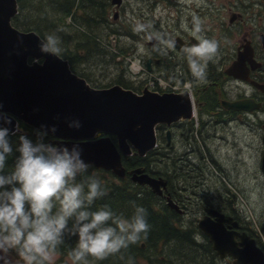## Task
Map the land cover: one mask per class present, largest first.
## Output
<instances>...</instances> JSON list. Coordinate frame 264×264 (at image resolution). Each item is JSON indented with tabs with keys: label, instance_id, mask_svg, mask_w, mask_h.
<instances>
[{
	"label": "flooded vegetation",
	"instance_id": "1",
	"mask_svg": "<svg viewBox=\"0 0 264 264\" xmlns=\"http://www.w3.org/2000/svg\"><path fill=\"white\" fill-rule=\"evenodd\" d=\"M105 1L108 19L104 37L109 41L110 30L119 20L125 0L119 9L111 5V0ZM159 2L171 4L170 24L149 17L148 13L142 14L141 22H150L151 31L165 33L166 38L176 42V48L161 54L155 50L154 41H147L146 33L132 37L138 42L133 53L141 63L139 94L148 91L175 95L189 104L188 116H180L170 125L157 124L155 147L143 156L131 149L129 155L122 157L144 158L153 150L169 152L171 177L152 176L139 167L150 177L166 181V190L158 198L166 205L169 196L178 206L180 213L175 212L181 219L194 212L197 216L192 222L196 226L208 215L207 209L217 210L225 219L236 223V228L232 223H224V227L237 234V242L241 236H247L264 254V0H150L145 7L150 12ZM115 11L118 12L116 20ZM193 14L202 20V35L219 43L218 56L209 62L204 81L194 80L182 53L184 47L199 42L190 31ZM185 22L189 30H185ZM65 47L79 55L75 45ZM105 53L109 60L106 68L110 69V52ZM61 59L90 88L107 89L93 84V74L82 70L90 59L81 64L74 59L71 62ZM106 74L109 72L103 69L100 76ZM189 81H193L191 89L185 87ZM115 85L120 86V82L116 80L110 87ZM175 143L181 146L182 153L174 147ZM212 148L217 149L218 156ZM135 169H125V176L117 178L130 180V172ZM210 169L217 170L213 178L218 184L213 193L209 184ZM212 194L213 201L209 198ZM11 250L6 257L9 264H12L8 258ZM0 264L4 261L0 260Z\"/></svg>",
	"mask_w": 264,
	"mask_h": 264
},
{
	"label": "water",
	"instance_id": "2",
	"mask_svg": "<svg viewBox=\"0 0 264 264\" xmlns=\"http://www.w3.org/2000/svg\"><path fill=\"white\" fill-rule=\"evenodd\" d=\"M122 1L110 3L119 9ZM16 15V0H0V112L12 118V125L6 126L13 131L16 132L18 122L35 131L41 125L55 126L57 131L49 133L53 139L48 143L69 148L78 144L86 163L123 178L122 155H129L133 149L143 156L155 147L157 124L170 125L180 116H188L189 104L175 95L148 91L137 95L118 85L102 90L90 88L70 72L61 58L39 52L42 39L35 32L14 28L11 20ZM113 17L118 18L117 11ZM37 58L42 64H27L28 59ZM73 120L81 123L78 130L68 127V122ZM99 133L106 136L97 137ZM130 175L132 183L148 187L158 197L163 196L164 179L152 178L141 168L131 171ZM166 205L180 213L169 196ZM206 212L208 215L198 221L197 228L208 238L220 260L231 258V264H264V254L252 239L241 236L237 242V234L224 227V223H232L236 228L235 222L225 219L217 210Z\"/></svg>",
	"mask_w": 264,
	"mask_h": 264
},
{
	"label": "clouds",
	"instance_id": "3",
	"mask_svg": "<svg viewBox=\"0 0 264 264\" xmlns=\"http://www.w3.org/2000/svg\"><path fill=\"white\" fill-rule=\"evenodd\" d=\"M183 26L189 30L186 22ZM152 27L150 22L138 21L133 31L146 33L147 41H154L155 50L161 54L176 48L174 40L166 38L165 33L151 31ZM190 31L199 42L184 47L182 53L194 80L204 81L209 62L218 56L219 43L202 35V20L195 14ZM60 44L59 37L50 34L38 50L42 55L60 58ZM33 62L40 61L37 58ZM192 82L185 87L191 89ZM12 122L8 114L0 112V260L4 264H9L6 257L11 249L18 251L24 264H45L51 261L66 233L78 236L76 247L69 253L73 264H89V257L105 260L147 237L150 225L143 207L136 206L131 218L117 216L107 206L90 210L107 194L106 189L97 178L85 175L90 165L82 158L78 144L69 148L46 142L49 133L57 131L55 126L41 125L35 140L20 135L14 169L2 174L7 157L13 153L8 137L15 131L6 126ZM81 126L78 120L68 122L72 129ZM78 177L83 179L78 181Z\"/></svg>",
	"mask_w": 264,
	"mask_h": 264
},
{
	"label": "trees",
	"instance_id": "4",
	"mask_svg": "<svg viewBox=\"0 0 264 264\" xmlns=\"http://www.w3.org/2000/svg\"><path fill=\"white\" fill-rule=\"evenodd\" d=\"M106 3L105 0H16L18 14L11 20V25L22 32H35L42 40L47 35L55 34L61 41V58L70 62L74 59L81 64L92 57L106 60V47L102 46L109 45V41L104 37L108 19ZM67 21L70 23L66 24ZM76 26L78 28H75ZM113 28L110 30V38H134L130 30ZM65 45H75V52L79 55L70 53ZM120 86L131 89V86L124 83H120ZM34 134L35 130L21 122L18 123V131L8 137L13 153L7 157L2 174L7 175L14 169L19 136L26 135L35 140ZM103 136L106 134H98V137ZM110 138L116 143L114 136L110 135ZM52 139L46 137V142ZM169 156V152L159 153L153 150L144 158L122 157L121 161L126 171L142 167L152 176L169 178L172 172ZM85 175L97 178L107 192L104 197L94 202L91 211L107 206L117 216L131 218L135 207L139 206L147 210L146 219L150 225L146 238L142 237L137 243L110 255L105 260L97 261L89 257V264H220V259L212 250L208 238L197 226L193 222H184L149 188L134 184L128 178L118 179L113 173L93 166L89 167ZM82 179L83 177H78V181ZM77 242L78 236L66 233L63 243L58 245L54 253L59 258L54 263L46 261L45 264H73L69 253L76 247ZM11 252L20 257L16 249Z\"/></svg>",
	"mask_w": 264,
	"mask_h": 264
},
{
	"label": "rangeland",
	"instance_id": "5",
	"mask_svg": "<svg viewBox=\"0 0 264 264\" xmlns=\"http://www.w3.org/2000/svg\"><path fill=\"white\" fill-rule=\"evenodd\" d=\"M150 0H125L123 7L120 9V18L117 22H115L116 27L113 25V29H121V30H130L132 31L131 34L134 37H137L139 34L133 31V28L135 24L139 21L141 22L143 20L142 14L148 13V16H153L158 21L167 22L170 24V16H171V4L166 2H159L156 3L153 8L150 9V12H148L147 6H149ZM170 1V0H167ZM145 5H147L145 7ZM70 22L67 21L66 24H69ZM117 45V46H116ZM103 47H106V44H102ZM138 47V42L135 39L127 38L121 36L120 38L111 37L109 40V46L108 48H105L106 51L110 52V69H107L109 65H107L108 61L107 59L104 60L100 57H92L88 63H86L88 66L82 67V70L88 72H91L93 74V84L101 87V88H109L111 85L115 83L116 80H118L121 84H127L130 86H133L136 90H134L132 87L131 91L134 94L139 95V83L138 81L141 78V75H139V70L141 69V63L139 62L138 57H136L133 53V49L135 47ZM102 47V50L104 48ZM123 50L124 53L122 52ZM138 53V49H137ZM29 60V59H28ZM35 59H30V61L27 63L28 65L36 64L34 63ZM40 61V60H39ZM41 61L37 64H40ZM88 67V68H87ZM103 69H106V71L109 72V74L103 75L104 77H101V71ZM121 87V86H120ZM123 88V87H122ZM124 89V88H123ZM179 153H182L183 150L181 146L178 143H175V146ZM212 151L217 156L219 155V152L217 149L212 148ZM211 173L210 176V187L211 192H215L213 188L217 187L218 182L213 178L215 175V171L217 173L216 169H210ZM214 194L212 196H209L210 199H215ZM197 215H194V212L189 213L185 218L182 220L186 223H190L194 220V218ZM9 260L12 261V264H24V261L21 257L17 258L12 254L8 256ZM59 256L53 255L51 261H47L49 263H54ZM220 264H231V260H220Z\"/></svg>",
	"mask_w": 264,
	"mask_h": 264
},
{
	"label": "bare ground",
	"instance_id": "6",
	"mask_svg": "<svg viewBox=\"0 0 264 264\" xmlns=\"http://www.w3.org/2000/svg\"><path fill=\"white\" fill-rule=\"evenodd\" d=\"M37 132V131H36ZM34 136H35V134H34ZM47 137H51L50 135H48ZM52 138V137H51Z\"/></svg>",
	"mask_w": 264,
	"mask_h": 264
}]
</instances>
